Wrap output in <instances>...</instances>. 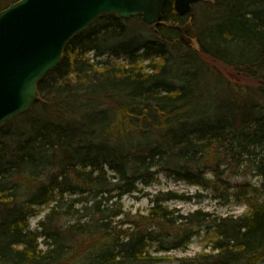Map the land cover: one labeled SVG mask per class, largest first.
<instances>
[{"label": "trees", "instance_id": "obj_1", "mask_svg": "<svg viewBox=\"0 0 264 264\" xmlns=\"http://www.w3.org/2000/svg\"><path fill=\"white\" fill-rule=\"evenodd\" d=\"M193 6L181 17L167 0L153 27L98 17L65 44L31 110L0 126V264H157L202 231L210 252L177 262L264 264V201L231 182L255 172L264 191V0ZM188 21L196 50L181 40ZM155 170L236 188L247 212L175 214L165 203L188 198L170 191L145 215L124 212L119 200Z\"/></svg>", "mask_w": 264, "mask_h": 264}, {"label": "water", "instance_id": "obj_2", "mask_svg": "<svg viewBox=\"0 0 264 264\" xmlns=\"http://www.w3.org/2000/svg\"><path fill=\"white\" fill-rule=\"evenodd\" d=\"M198 0H173L178 16H186ZM167 0H18L0 11V126L31 110L37 84L61 59L65 44L102 15L122 19L141 16L158 24ZM190 23L178 27L181 40Z\"/></svg>", "mask_w": 264, "mask_h": 264}, {"label": "rangeland", "instance_id": "obj_3", "mask_svg": "<svg viewBox=\"0 0 264 264\" xmlns=\"http://www.w3.org/2000/svg\"><path fill=\"white\" fill-rule=\"evenodd\" d=\"M195 9L196 7L193 6L191 10L192 15L196 14ZM183 26L184 25H181L179 27ZM136 30L138 31L139 29H134V31ZM193 47V50L197 49L195 42L193 43ZM216 66L218 65H215V67ZM218 68L220 71L224 72V69L221 68V66ZM238 81H241V77H238ZM258 151L259 149H257L256 152ZM154 180V182L147 186L139 184L137 186L138 191L131 195L123 196L121 200H119L122 210L130 214L145 215L151 206L150 201L153 195L158 192L170 191L188 198L186 201H170L165 203L169 211H173L175 214L187 215L189 213L201 211L209 214L211 217H239L247 212V207L242 201L243 199L238 200L236 197L229 195L236 188H233L230 193L225 192L223 194V190L218 192L209 190V188L202 189L173 176H169L160 170H155ZM231 182L235 184L249 182L254 189L259 190L260 195L256 196L261 199L260 201H264V191L261 189L263 179L257 176L255 172L247 173L246 175L233 176ZM48 208L49 207H41L39 209V215L29 220L31 229L37 227L38 222L42 220L48 212ZM210 237L211 235L202 231L200 234L195 235L183 250H173L166 253L156 254V256L163 258L157 264H180L181 262H177L176 260L194 258L199 254L209 253L211 244ZM39 244L40 249L44 250L46 248L42 239L39 241Z\"/></svg>", "mask_w": 264, "mask_h": 264}, {"label": "bare ground", "instance_id": "obj_4", "mask_svg": "<svg viewBox=\"0 0 264 264\" xmlns=\"http://www.w3.org/2000/svg\"><path fill=\"white\" fill-rule=\"evenodd\" d=\"M191 11V10H190ZM38 100V99H37Z\"/></svg>", "mask_w": 264, "mask_h": 264}]
</instances>
